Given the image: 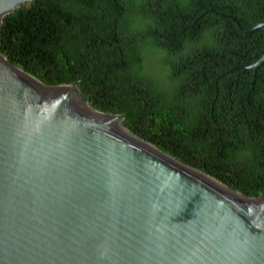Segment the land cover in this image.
Listing matches in <instances>:
<instances>
[{
	"label": "water",
	"instance_id": "95a60500",
	"mask_svg": "<svg viewBox=\"0 0 264 264\" xmlns=\"http://www.w3.org/2000/svg\"><path fill=\"white\" fill-rule=\"evenodd\" d=\"M31 1L0 0V24ZM122 120L0 54V264H264V197L233 191Z\"/></svg>",
	"mask_w": 264,
	"mask_h": 264
},
{
	"label": "trees",
	"instance_id": "16d2710c",
	"mask_svg": "<svg viewBox=\"0 0 264 264\" xmlns=\"http://www.w3.org/2000/svg\"><path fill=\"white\" fill-rule=\"evenodd\" d=\"M233 19L235 21H233ZM264 0H33L0 54L249 198L264 197ZM238 24V25H237Z\"/></svg>",
	"mask_w": 264,
	"mask_h": 264
}]
</instances>
